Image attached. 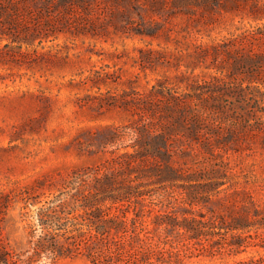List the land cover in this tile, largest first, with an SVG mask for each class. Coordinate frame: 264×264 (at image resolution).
Instances as JSON below:
<instances>
[{
	"label": "rangeland",
	"instance_id": "rangeland-1",
	"mask_svg": "<svg viewBox=\"0 0 264 264\" xmlns=\"http://www.w3.org/2000/svg\"><path fill=\"white\" fill-rule=\"evenodd\" d=\"M261 28L264 0H0V264L264 256Z\"/></svg>",
	"mask_w": 264,
	"mask_h": 264
},
{
	"label": "trees",
	"instance_id": "trees-1",
	"mask_svg": "<svg viewBox=\"0 0 264 264\" xmlns=\"http://www.w3.org/2000/svg\"><path fill=\"white\" fill-rule=\"evenodd\" d=\"M258 33H261V35H264V28H261V30H258ZM262 57L264 56V53H247L244 57L246 60H248L251 63V71H259V66L254 63V60L256 57ZM256 65V67H255ZM254 66V67H253ZM170 218V216H169ZM241 222L245 221V217L238 218ZM190 222H193V224H186V229L189 231V237H195L201 244L204 246L202 240H207L208 235H212L215 233L214 228H226L223 223L215 222L214 220H201V219H191ZM241 222H228L227 225H229V228H235L237 227V224ZM155 224L159 223L157 221H154ZM245 225V222H244ZM239 264H264V256L259 255L257 257H249L246 260H240Z\"/></svg>",
	"mask_w": 264,
	"mask_h": 264
}]
</instances>
